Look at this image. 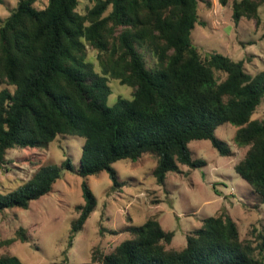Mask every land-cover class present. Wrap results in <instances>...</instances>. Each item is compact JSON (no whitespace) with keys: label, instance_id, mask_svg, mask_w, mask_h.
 Returning <instances> with one entry per match:
<instances>
[{"label":"trees","instance_id":"16d2710c","mask_svg":"<svg viewBox=\"0 0 264 264\" xmlns=\"http://www.w3.org/2000/svg\"><path fill=\"white\" fill-rule=\"evenodd\" d=\"M19 0L0 19V164L9 150L46 146L58 136L83 137L80 168L84 204L72 222V236L83 230L97 208L87 178L106 171L113 188L123 186L113 164L156 157L153 176L164 184L180 166L201 168L189 144L209 140L221 156L229 146L216 136L225 123L236 126L235 143L247 147L234 170L264 203V120L253 115L264 100V71L251 75L244 61L220 53L202 54L192 31L203 24L201 0H95L86 14L80 0ZM226 4V0H222ZM264 0H235L232 18L260 20ZM264 37V34H263ZM88 47L98 51L101 73L88 59ZM141 50L155 59L149 69ZM135 89L132 99L120 97L108 105L109 79ZM63 170L74 171L68 158L61 166L41 167L16 190L0 192V211L27 209L32 201L51 193ZM131 238L113 252L93 256L100 264H262L264 231L258 244L241 239L237 222L227 212L203 220L187 235L182 250L168 249L175 237L160 221L150 218L127 229ZM25 228L7 246L29 242ZM0 264H24L12 254Z\"/></svg>","mask_w":264,"mask_h":264},{"label":"rangeland","instance_id":"374dc122","mask_svg":"<svg viewBox=\"0 0 264 264\" xmlns=\"http://www.w3.org/2000/svg\"><path fill=\"white\" fill-rule=\"evenodd\" d=\"M19 0H0V19L7 18ZM201 0L199 15L203 24L192 31L193 42L201 53H220L235 61H244L247 73L256 75L264 71V4L259 9L260 20L243 18L235 24L232 5L235 0ZM95 0H80L77 11L86 14ZM49 0H38L35 7L45 9ZM147 67L153 68L154 57L146 50ZM88 59L101 73L98 51L88 47ZM112 94L108 105L116 104L120 97L132 99L135 89L110 78ZM12 93L15 87L0 84ZM253 120H264V100L253 115ZM237 127L225 123L218 127L216 136L231 149L230 156H221L209 140H196L189 144L193 158L207 162L201 168L180 166L179 173H168L160 185L153 171L155 156L146 154L137 162L120 160L113 164L123 186L114 189L106 171L89 176L87 182L98 204L83 230L72 236V222L79 216L78 207L84 204L82 183L85 178L77 174L85 139L76 136H58L46 145L36 148H15L8 151L6 161L0 164V192L8 194L29 181L43 166H61L68 158L74 171L63 170L53 191L31 202L30 207L0 211V243L17 237L25 228L29 242L17 240L7 246L0 245V256L12 254L24 264H100L93 256L109 254L122 241L131 238L130 226L143 225L154 218L175 237L168 249L182 250L187 235L201 228L203 220L229 213L237 222L241 239L258 244L264 231V203L251 186L235 172L234 167L244 159L248 148L235 143ZM255 257L260 258L259 252Z\"/></svg>","mask_w":264,"mask_h":264}]
</instances>
